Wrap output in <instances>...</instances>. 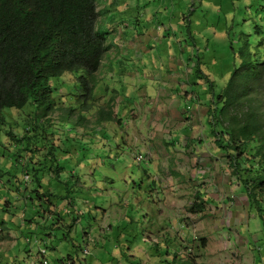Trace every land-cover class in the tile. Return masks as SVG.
<instances>
[{
	"label": "rangeland",
	"instance_id": "1",
	"mask_svg": "<svg viewBox=\"0 0 264 264\" xmlns=\"http://www.w3.org/2000/svg\"><path fill=\"white\" fill-rule=\"evenodd\" d=\"M113 1L107 8L111 19L100 11L99 26L109 51L97 73L95 100H84L76 75L69 73L51 81L58 89L53 98L2 111L0 264H44L40 249L47 250L48 264H70L69 257L74 264H238L241 257L243 264L252 257L264 264V222L254 210L249 221L239 225L252 245L250 254L241 251L245 239L232 224L233 213L246 204L242 206L241 197L220 177L238 180L211 134L209 102L188 104L171 94L173 81L168 86L164 81L151 129L142 121L133 125L124 108V125L100 119L96 124L101 110L116 113L121 94L117 82L106 79L111 73L108 62L113 61L111 39L125 24L120 13L125 2ZM140 2L130 8L146 16L152 12L155 27L175 34L171 43L166 36L153 44L157 62H168L170 56L187 61L191 56L194 61L181 71L187 90L197 99L210 101V83L215 94L222 93L236 69L255 63L258 52L264 56V0ZM97 3L103 9V0ZM252 96L264 103V89ZM177 105L191 117L178 112ZM143 111V105L136 109ZM153 158L159 161V189L154 169H149ZM58 170L61 177L56 178ZM200 175L207 179L202 184ZM213 177L219 179L214 182ZM205 183L212 200L204 198ZM161 191L175 195L165 200ZM63 197L75 203L65 204ZM50 205L59 209L61 223L58 215L47 213ZM31 221L34 230L28 228ZM109 221L113 230L106 229Z\"/></svg>",
	"mask_w": 264,
	"mask_h": 264
},
{
	"label": "trees",
	"instance_id": "2",
	"mask_svg": "<svg viewBox=\"0 0 264 264\" xmlns=\"http://www.w3.org/2000/svg\"><path fill=\"white\" fill-rule=\"evenodd\" d=\"M99 18L97 0H0V121L5 108L21 110L53 98L58 89L51 81L69 73L84 100H95L97 73L109 51ZM258 55L233 72L222 93L215 94L210 83L208 116L250 212L264 222V103L252 96L264 89V56Z\"/></svg>",
	"mask_w": 264,
	"mask_h": 264
},
{
	"label": "crops",
	"instance_id": "3",
	"mask_svg": "<svg viewBox=\"0 0 264 264\" xmlns=\"http://www.w3.org/2000/svg\"><path fill=\"white\" fill-rule=\"evenodd\" d=\"M123 1L125 2V6L123 9L120 10V13L123 14V22L125 24H122V26L124 27V29L119 34L116 33V36L113 39H111L113 42L111 45V50L114 51L113 61L108 62L109 68L107 70L111 71V73L109 74V77L106 78L109 80V83L115 81L117 82L116 84H118L120 87L119 89L121 94L119 96L120 98L119 106L118 109L116 110V113L108 111L105 112L104 114L102 113V115L100 114L98 116L99 118H97L98 122L96 121V124L99 123V119H100L102 123L114 122L120 125H124L125 123H123V117L121 115L122 108H124L123 113L125 114L130 113V115L133 117V122H134L133 125H135L136 123L138 124L139 121L140 122L142 121L143 125L148 126L151 129L156 124L154 118H156L157 116L155 115L154 112L156 110V107H158L157 101L161 100L162 97L157 95H160L159 94L160 92L159 88L161 87L160 83L164 81L165 82L162 84L166 86H168L171 83V81H173L175 93L172 92L171 94H173L174 96L179 95L188 104L192 102V100H194L196 104L204 101L209 102V100L207 99L204 100L197 99L195 96L191 95V93L186 88L187 84L185 82L186 80L184 75L185 72L181 71V68L182 69L184 68L185 70L186 66H188L190 62L191 64L194 63L191 56L189 61L185 60L186 57L177 58L176 56L173 57L170 56L168 58V62H161V63L159 61L157 62L156 53L159 52H158V48H155L153 44H155V42L159 43L160 41L164 42V39H167V37H169L168 42L171 43V40L173 39L172 35L175 36V34H171L170 33L171 30L169 28L168 29L162 28L159 25L155 27L153 23L155 22L156 19H154L153 21V18L155 16L152 12L147 13L146 16V14L142 15L141 10H139L138 13H136L135 11L132 10V8H130L132 5L136 6L137 4H141L140 0H123ZM103 3H104L103 9H101L100 5L97 3L98 10L101 11V13L106 12V14H108L109 11H107V8L113 3L115 4V1L103 0ZM150 8L151 7L146 9V11L150 10ZM112 15H114V13H112ZM108 19H111V16H109V14H108ZM143 21L144 23H146L145 25H143ZM133 23L134 25H132ZM164 29L169 33L168 34L163 33L162 31ZM178 51L179 50H176L177 54ZM184 53L185 50H182V56H184ZM175 58L177 59V62H172L173 59ZM199 64H201L200 60H199ZM192 86L193 87H191V89L194 90L193 89L194 85ZM155 102L157 103L155 104ZM140 105L144 106V111L137 113L136 109ZM180 106L181 105L179 106L177 105L176 110L178 112L181 111L182 114H184L183 113L184 109ZM189 109H190V105L186 107L187 111ZM191 115L184 114L183 116L188 118L189 116L191 117ZM115 118H118V120H115ZM150 122H152L151 124L153 125H150L149 124ZM151 147L152 145L150 146V148ZM149 165H150L149 169H154L153 172V175L155 176L154 182L158 181L159 185L157 186V189H159L161 188L160 186L163 183L160 178L159 179L157 178V172L160 173V169L155 170V168H157V165H159V161L154 160L153 158V160L150 161ZM60 171L61 170H58L56 173L54 172L52 173H54V176L57 178V177H61ZM146 171L147 170H145V173ZM220 177L222 178L223 183H227L230 186L229 188L232 189V192L235 195L241 197L242 206L243 204H246L243 208L237 209L236 211H234V213L232 212L233 216L235 217V220H233L232 224L235 225V228L238 227L237 229L239 236L242 239H245L244 241L245 243L241 245L243 247V249L241 248L242 253L250 254L249 250L252 247L251 242H249L247 240V237L243 235V231L239 230L240 228L239 225H243L244 222H248L249 218L253 216L249 209L247 194L245 193L243 185H241L240 182H238V180L236 182H231L233 181V179L225 181L222 176ZM197 178H200V182H199L200 184L204 183L207 180L205 176L202 175H200ZM213 178H214L213 179L214 182H216L219 179V177L217 178L213 177ZM208 187H209L208 183L202 185V191L205 199L212 198L210 192L212 190L206 192V189H208ZM203 188L206 189L204 190ZM158 192L159 191H157V193ZM161 192L165 200L175 195L171 191H167V192L161 191ZM39 194L42 195L44 193L40 192ZM62 202L65 204L68 203L71 206L75 203V200H70L69 197H63ZM80 212L81 211H79L78 213L79 215L82 213ZM47 213L49 215H58V217L60 218L58 221L59 223L63 221V219H61L59 209H57L56 206L50 205V209L47 211ZM83 214L84 213H82L81 215ZM51 217L52 219H54L53 216ZM127 217L128 216L126 215L125 218L127 219ZM217 217H219V215H217ZM107 224L108 225H106V229H111V230L114 229L110 221ZM28 228L30 230H34L33 221L29 223ZM49 236L51 237L52 234H49ZM9 237L12 240L15 239V237L11 235ZM36 241L39 240L36 239ZM208 245H210V243H208ZM39 257L41 258L40 255ZM68 263L74 264V261L72 260L71 257L68 258ZM238 264H243L242 257L241 259H239ZM247 264H256L255 258L252 257V259H250V263Z\"/></svg>",
	"mask_w": 264,
	"mask_h": 264
},
{
	"label": "built area",
	"instance_id": "4",
	"mask_svg": "<svg viewBox=\"0 0 264 264\" xmlns=\"http://www.w3.org/2000/svg\"><path fill=\"white\" fill-rule=\"evenodd\" d=\"M138 160H140V158H138ZM26 179H29V176H26ZM47 254V250L46 249H41L39 255L41 256V258H43V263L44 264H48V261L45 259V255Z\"/></svg>",
	"mask_w": 264,
	"mask_h": 264
}]
</instances>
